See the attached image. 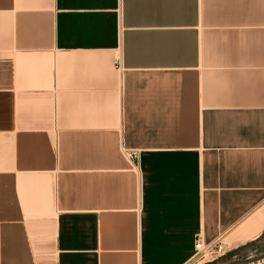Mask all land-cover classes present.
<instances>
[{"label":"crops","instance_id":"crops-1","mask_svg":"<svg viewBox=\"0 0 264 264\" xmlns=\"http://www.w3.org/2000/svg\"><path fill=\"white\" fill-rule=\"evenodd\" d=\"M263 231L264 0H0V264Z\"/></svg>","mask_w":264,"mask_h":264},{"label":"rangeland","instance_id":"rangeland-1","mask_svg":"<svg viewBox=\"0 0 264 264\" xmlns=\"http://www.w3.org/2000/svg\"><path fill=\"white\" fill-rule=\"evenodd\" d=\"M224 241L225 252L208 249L205 255L200 258L199 263L208 260L212 264H264V231L254 239L239 244L237 247H233L226 239ZM203 250L205 247L202 248Z\"/></svg>","mask_w":264,"mask_h":264},{"label":"built area","instance_id":"built-area-1","mask_svg":"<svg viewBox=\"0 0 264 264\" xmlns=\"http://www.w3.org/2000/svg\"><path fill=\"white\" fill-rule=\"evenodd\" d=\"M204 247L207 248V249H214V250H217V251H222L221 253L226 251L225 250V241H224L223 238H219V239L215 240L213 243L208 244V245H206ZM199 252H200V249H199ZM204 255H205V252L201 253V257L204 256Z\"/></svg>","mask_w":264,"mask_h":264},{"label":"bare ground","instance_id":"bare-ground-1","mask_svg":"<svg viewBox=\"0 0 264 264\" xmlns=\"http://www.w3.org/2000/svg\"><path fill=\"white\" fill-rule=\"evenodd\" d=\"M207 250H208V249L205 248V250H203L202 252H200V254L203 253V252H206ZM200 254H199V255H200ZM200 258H201V256L198 257L193 263H194V264H199V262H200ZM193 263H192V264H193Z\"/></svg>","mask_w":264,"mask_h":264},{"label":"water","instance_id":"water-1","mask_svg":"<svg viewBox=\"0 0 264 264\" xmlns=\"http://www.w3.org/2000/svg\"><path fill=\"white\" fill-rule=\"evenodd\" d=\"M201 256V254L199 255V254H196L193 258H192V260H190L187 264H192L198 257H200Z\"/></svg>","mask_w":264,"mask_h":264}]
</instances>
